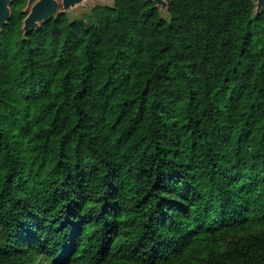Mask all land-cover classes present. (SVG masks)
<instances>
[{"label": "trees", "instance_id": "obj_1", "mask_svg": "<svg viewBox=\"0 0 264 264\" xmlns=\"http://www.w3.org/2000/svg\"><path fill=\"white\" fill-rule=\"evenodd\" d=\"M113 0L0 28V264H264V7Z\"/></svg>", "mask_w": 264, "mask_h": 264}, {"label": "water", "instance_id": "obj_2", "mask_svg": "<svg viewBox=\"0 0 264 264\" xmlns=\"http://www.w3.org/2000/svg\"><path fill=\"white\" fill-rule=\"evenodd\" d=\"M84 0H28L25 10L28 12L23 21L24 35H27L31 29L39 28L43 21L50 20L63 7L66 12L83 2ZM161 10H166L167 0H153ZM256 4V13H259L264 7V0H254ZM12 0H0V28H3L11 17Z\"/></svg>", "mask_w": 264, "mask_h": 264}, {"label": "rangeland", "instance_id": "obj_3", "mask_svg": "<svg viewBox=\"0 0 264 264\" xmlns=\"http://www.w3.org/2000/svg\"><path fill=\"white\" fill-rule=\"evenodd\" d=\"M113 0H84L81 3H78L74 7L70 8L67 13L71 18L82 17L84 14L88 13L91 8L97 4H111ZM63 10V7H60L59 11Z\"/></svg>", "mask_w": 264, "mask_h": 264}]
</instances>
